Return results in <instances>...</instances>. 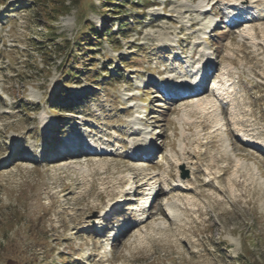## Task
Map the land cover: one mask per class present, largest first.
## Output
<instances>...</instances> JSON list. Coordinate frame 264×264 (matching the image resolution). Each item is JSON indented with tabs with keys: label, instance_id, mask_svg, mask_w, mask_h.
Returning a JSON list of instances; mask_svg holds the SVG:
<instances>
[{
	"label": "rangeland",
	"instance_id": "obj_1",
	"mask_svg": "<svg viewBox=\"0 0 264 264\" xmlns=\"http://www.w3.org/2000/svg\"><path fill=\"white\" fill-rule=\"evenodd\" d=\"M60 1L0 0V264H264V0ZM228 64L221 117L168 94L205 75L212 99ZM66 139L106 152L53 158Z\"/></svg>",
	"mask_w": 264,
	"mask_h": 264
},
{
	"label": "bare ground",
	"instance_id": "obj_2",
	"mask_svg": "<svg viewBox=\"0 0 264 264\" xmlns=\"http://www.w3.org/2000/svg\"><path fill=\"white\" fill-rule=\"evenodd\" d=\"M255 2H256V0H255ZM224 3V2H223ZM203 6V5H202ZM201 6V7H202ZM227 6V7H226ZM226 6H225V8H229V10L231 11V12H234L235 11V9H237V8H240V9H243V7H245V8H252L253 7V5H251V3H248L247 1L245 2V1H243V0H230V1H227V3H226ZM205 7V6H204ZM213 7V6H212ZM212 7H211V9H212ZM207 8H208V6H206L205 8H202V10H201V14L203 15V14H205V11L207 10ZM243 10H246V9H243ZM248 13L247 12V10L246 11H244L243 13ZM231 15V14H230ZM199 23V22H198ZM212 25H214V21H211L210 22V24H209V27H211ZM240 26H242L241 24H240ZM243 31V34L242 35H246V36H253L255 33V28L253 27V25L251 26V25H247L246 26V24H245V26H244V29L242 30ZM252 39H253V44H256L257 42L255 41V39L256 38H254V37H251ZM205 54H203L200 58H198V61H195L194 62V64H193V67H195L196 65H199L200 64V62L203 60V59H205ZM212 58V57H211ZM210 58V59H211ZM209 58H207V62H206V68L205 69H207V70H213L214 68L212 67L213 66V61L211 62V60H210ZM208 65H209V67H208ZM229 65V64H228ZM225 66L224 67V69H223V72H222V74H221V76H220V78L215 82V86H214V97L211 99H199V96H201L206 90H207V88H208V82L210 81V80H207V76H205V75H202L201 77H196L195 76V80H193V83H192V85H197V84H201L202 86L200 87V89H203V91L201 92V93H199V94H195V95H192V96H185V97H182V98H180V100L181 99H195L194 100V102H193V108L194 109H197V110H201V111H208L209 109H211L212 108V110L213 111H216L215 113H216V116L218 117V116H220L221 117V115H222V111H219L220 110V108H219V103H220V101H226V102H231L232 103V105L233 104H235V99L233 98V95H234V93H235V87H233V85H232V82H230L231 81V79H230V71L232 70V65L230 64L229 66ZM203 67V66H202ZM200 71V69L198 68L197 69V71H196V73L195 74H192V76H194V75H197L198 74V72ZM212 72V71H211ZM205 73V72H204ZM178 82H177V86L179 85L180 87L178 88V90L177 91H173V92H170L169 90V93L168 94H176V93H182L183 95L185 94V93H189V91L190 92H192L191 91V86H189V85H187V84H190L191 82L188 80V79H184L183 81H181V79H178L177 80ZM187 85V86H186ZM186 86V87H185ZM191 87V88H190ZM195 87V86H194ZM233 107V106H232ZM232 111L230 112V116H231V120H233V122H235V123H238V119H239V114L240 113H238V111L235 109V107L234 108H232L231 109ZM203 112V113H204ZM219 118V117H218ZM217 118V119H218ZM185 119V118H184ZM222 119V118H221ZM241 119V118H240ZM57 126V125H56ZM56 126H54L53 128H54V131H55V128H56ZM241 127V125L238 127V129ZM243 127V126H242ZM48 128V127H47ZM239 131V134H241L243 137H244V139H246L247 141L249 140L250 141V143H252V144H254V145H258V144H260V141H259V139L258 138H254V136H252V134L250 135L249 133H245V132H243L244 130H242V128L241 129H239L238 130ZM247 132V131H246ZM50 135H51V133H50ZM87 141V140H86ZM60 143V142H59ZM85 142H83V141H81V140H78V141H76V140H65V145L64 146H61L60 148H58V149H56V150H53V149H48V151H51L52 152V154H53V156L52 157H55V158H57V157H60V156H65V155H67V154H69V153H73V154H75V155H78V154H80L79 153V151H83L80 147H78V148H76L75 150H73V151H71V148L73 147V146H75V145H83ZM65 149V151H63ZM97 150V149H96ZM141 150V149H140ZM152 150V149H151ZM150 150V151H151ZM149 151V153H148V155H151L152 154V152H150ZM77 152V153H76ZM24 156H25V158H28V159H33V155L30 153V151L29 150H25L24 152ZM135 157V156H134ZM152 156H150V158H151ZM258 170V169H257ZM258 173V172H257ZM142 186H143V184H142ZM117 201V200H116ZM137 201V200H136ZM150 204H149V207H150V205L153 203V199L149 202ZM123 210V202L121 201V199L120 200H118L117 202H112V203H110L109 204V206H108V210L106 211V213H104L105 215H107V216H109L110 215V213H108L109 211L110 212H112V214L114 213V212H116V211H122ZM104 214H102V217H101V219L102 218H104L103 216H104ZM106 219V218H105ZM113 220V217H111V218H109V219H106V223H105V225H104V228L103 227H101V228H99L98 229V227H97V229L96 230H98L99 231V234L100 235H103L104 234V232H105V229L106 228H109V226L112 224V221ZM131 228V227H130ZM129 228V229H130ZM123 230H126L125 228H123V229H121V230H117V231H115V236L116 235H119V234H121L122 233V231Z\"/></svg>",
	"mask_w": 264,
	"mask_h": 264
},
{
	"label": "trees",
	"instance_id": "obj_3",
	"mask_svg": "<svg viewBox=\"0 0 264 264\" xmlns=\"http://www.w3.org/2000/svg\"><path fill=\"white\" fill-rule=\"evenodd\" d=\"M56 1L57 0H53L54 3H56ZM106 1H108V3H109V0H106ZM60 3H62V6L60 8H61L63 14L70 13V11L72 10V5H77L78 4V2L76 0H62V1H60ZM52 10H54V12H60V9H58V7L56 8V5L55 4H53V9ZM117 11H119V10H117ZM103 15H105V13ZM120 17L118 18V20L121 21L120 22V26H119L120 29L121 30H127L129 28V26H130V20L129 19H122ZM104 28L106 29L107 27L104 26ZM90 29H91V32H92L93 37H95V38L99 37V34H100L101 31H99V29H97V27L95 25H91L90 26ZM109 33H111L109 35V39L110 40L117 38V36L114 35L113 32H112V27L109 28ZM71 47H74V45H72L71 43H69L68 46H67V48H71ZM70 73H72V72H70Z\"/></svg>",
	"mask_w": 264,
	"mask_h": 264
},
{
	"label": "water",
	"instance_id": "obj_4",
	"mask_svg": "<svg viewBox=\"0 0 264 264\" xmlns=\"http://www.w3.org/2000/svg\"><path fill=\"white\" fill-rule=\"evenodd\" d=\"M189 175V172L186 170L185 172H184V176H188Z\"/></svg>",
	"mask_w": 264,
	"mask_h": 264
}]
</instances>
